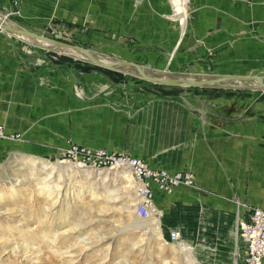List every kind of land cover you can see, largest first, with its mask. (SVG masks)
<instances>
[{"label":"rangeland","instance_id":"obj_1","mask_svg":"<svg viewBox=\"0 0 264 264\" xmlns=\"http://www.w3.org/2000/svg\"><path fill=\"white\" fill-rule=\"evenodd\" d=\"M24 4L0 0V17L149 74L264 77L259 34L206 53L198 43L160 52ZM36 41L0 28V264H243L239 225L264 196V90L255 81L152 83ZM97 150L186 170L193 183L170 194L154 187L151 212L139 218L127 169L77 166L79 151Z\"/></svg>","mask_w":264,"mask_h":264},{"label":"crops","instance_id":"obj_2","mask_svg":"<svg viewBox=\"0 0 264 264\" xmlns=\"http://www.w3.org/2000/svg\"><path fill=\"white\" fill-rule=\"evenodd\" d=\"M24 5L26 10L32 6L49 18L56 17L79 27L89 25L105 32L108 38L129 40L160 52L176 50L183 43L187 46L198 43L197 48L206 53L226 47L238 37H257V34L264 37V27L254 28V24H264V0H191L183 36L177 23L167 16L168 0H25ZM245 22L251 23L248 32L242 28ZM245 119L240 118L237 123L222 122L239 125ZM255 119L256 116L251 120ZM252 206L264 207V196L259 204Z\"/></svg>","mask_w":264,"mask_h":264},{"label":"built area","instance_id":"obj_3","mask_svg":"<svg viewBox=\"0 0 264 264\" xmlns=\"http://www.w3.org/2000/svg\"><path fill=\"white\" fill-rule=\"evenodd\" d=\"M168 18L176 22L180 30L185 27L191 13V0H168ZM78 153L76 148H73ZM77 166L94 169H111L124 167L138 184L140 198L135 203V212L139 218L145 219L150 214V199L154 187L167 192L178 185L190 186L193 183L192 174L186 170L168 171L164 168L152 167L145 160L131 155H115L105 150L80 152ZM178 231L171 232V238H178ZM241 236L244 242L245 254L243 264H264V207L250 206L241 225Z\"/></svg>","mask_w":264,"mask_h":264},{"label":"water","instance_id":"obj_4","mask_svg":"<svg viewBox=\"0 0 264 264\" xmlns=\"http://www.w3.org/2000/svg\"><path fill=\"white\" fill-rule=\"evenodd\" d=\"M1 21L2 20L0 17V25H1ZM4 29L11 31L13 33L22 34L28 37L29 39H39L49 44L69 47V48L78 50L84 53L90 62L98 66H101V67L114 69V70H119L118 67L135 68L139 71V74L133 73L134 75L146 81L152 82V83L165 84V85H171V86H181V87H209V86H214L217 83L224 82V81H255L258 84L259 88L264 90V77L262 76L247 75V74H224V75H219L217 77L202 76L198 79H195L191 77L190 78L175 77V76L173 77V76H168L165 74L153 75V74L147 73L146 68L143 65L133 62V61L123 60V59L103 61L97 58L91 49L77 45V44H73L65 40H61L64 38L58 33L54 35L55 36V39H54V38L46 37L42 34L35 33L30 30H27L25 28L15 27L9 24L4 25ZM40 46L44 47V44H40ZM253 89H256V87H254ZM222 120L226 123H237L241 121L239 119H222Z\"/></svg>","mask_w":264,"mask_h":264},{"label":"bare ground","instance_id":"obj_5","mask_svg":"<svg viewBox=\"0 0 264 264\" xmlns=\"http://www.w3.org/2000/svg\"><path fill=\"white\" fill-rule=\"evenodd\" d=\"M1 25H0V28H4V25H7V24H9V25H12V26H15V27H17L16 25H14V24H12L10 21H8V19H7V17H3V18H1ZM187 24V23H186ZM180 29V28H179ZM185 30H186V26L185 27H183V29L182 30H180V36H183V34L185 33ZM17 35H19V37L21 38V37H26V36H24V35H22V34H17ZM27 38V37H26ZM29 39V38H28ZM32 40V42L33 41H36V40H39V39H31ZM36 43H37V41H36ZM44 43H46V42H44ZM46 44H49V43H46ZM50 45H53V44H49V46ZM44 46H45V44H44ZM41 47V46H40ZM51 47V46H50ZM54 48H56V49H59V51H62V52H64L65 54H67V55H70V56H72V57H74V58H83V59H87V56L84 54V53H82V52H80V51H78V50H75V49H72V48H69V47H64V46H57V45H54L53 46ZM97 58H99V59H101V60H109V59H106V58H100L99 56H97V55H95ZM88 60V59H87ZM118 69L119 70H123V71H127V72H129V70L130 69H135V68H129V67H118ZM135 70H137V69H135ZM138 71V70H137ZM139 72V71H138ZM136 74V73H135ZM255 84V83H254ZM115 168H119V167H114V168H111V170L112 169H115ZM122 168H124V167H122ZM105 174V173H104ZM107 175V174H106ZM179 186V185H178ZM46 188H48L49 189V185L48 184H45L44 186H42L41 188H39L40 189V191H45V193L47 192L48 194H47V196H49L51 193H49V190H46ZM176 188V187H175ZM174 189V188H173ZM173 189L171 190V191H173ZM167 194H170L171 192H167V191H165ZM153 198V197H152ZM241 225H242V223H240V225H239V228H240V232H241ZM173 231H175V230H173ZM172 232V231H171ZM171 232H170V234H169V239L171 240V242H173V243H175V242H177L179 239H180V233H179V236H178V238H176V239H172L171 238ZM10 247H11V250L12 251H14L15 250V248H14V246L11 244V245H9ZM16 246V245H15ZM132 246H134V245H132ZM15 252V251H14ZM18 253V252H17ZM21 256H25V257H28V256H26V255H21ZM35 258H38L37 256H35Z\"/></svg>","mask_w":264,"mask_h":264}]
</instances>
